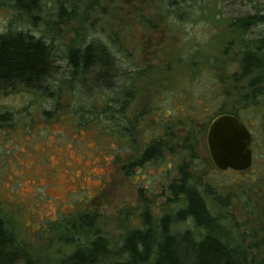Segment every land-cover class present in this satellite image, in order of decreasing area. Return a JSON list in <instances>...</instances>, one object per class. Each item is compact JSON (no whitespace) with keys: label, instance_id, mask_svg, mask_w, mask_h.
Wrapping results in <instances>:
<instances>
[{"label":"rangeland","instance_id":"374dc122","mask_svg":"<svg viewBox=\"0 0 264 264\" xmlns=\"http://www.w3.org/2000/svg\"><path fill=\"white\" fill-rule=\"evenodd\" d=\"M45 1L53 38L65 45L74 37L78 24L67 19L71 15L65 20L56 17L53 7L59 0ZM70 1L83 19L80 24L89 29L88 34L113 47L116 45L114 51L123 57L125 71L131 72L136 67L145 71L146 77L139 79V83L142 90L150 92L172 85L178 90L183 88L189 69L181 61L182 56L192 57L197 49V59L202 56L222 60V49L237 36L230 25L232 19L254 12L264 15V0L185 3L177 0L167 11L164 10L167 0ZM175 11L181 14V19ZM12 15L5 1L0 0V33L13 20ZM34 33L38 35L40 30ZM231 52H237L235 44ZM57 64L59 71L54 79L60 80L66 66L64 61ZM247 84L248 78L234 89L222 88L218 97L213 93L209 99L211 110L204 119L208 122L212 112L214 116L223 105L226 112L239 110L244 120L256 121L252 128L253 144H258L256 151L252 147L256 162L244 173L214 170L206 146V131L197 143L196 154L198 165L208 173L204 182L214 186L211 197L220 206L226 205L227 215L239 224L236 233L244 236L246 246L256 235L258 250L252 252L264 264L261 242L264 240V149L259 147L264 144V118L243 109V97L249 94ZM192 85L191 92L199 98L211 87L206 76ZM77 98L73 89L64 87L53 94L28 91L20 86L0 92V114L7 113L10 117L0 127V216L40 264H46L50 258H61L74 249L64 241L70 236L69 231H64L62 226L56 233L48 227L62 223L61 220L80 210L97 212L96 226L109 238L118 240L129 225L134 228L140 225L139 215L144 207H150L154 218L177 208L167 201L161 174L127 178L116 170L114 157L118 153L124 158L125 151L129 152L131 136L120 133L122 137L118 141L112 137L117 135L116 131H99L105 127L102 120L109 97L98 94L85 105ZM96 117H100L99 125ZM159 121L164 122V117L156 116L158 127ZM79 122L85 125H77ZM178 133L183 137L186 131L179 129ZM144 188L147 190L140 197L139 191ZM179 227L185 228L186 224Z\"/></svg>","mask_w":264,"mask_h":264},{"label":"trees","instance_id":"16d2710c","mask_svg":"<svg viewBox=\"0 0 264 264\" xmlns=\"http://www.w3.org/2000/svg\"><path fill=\"white\" fill-rule=\"evenodd\" d=\"M4 1L13 14V20L0 33V92L20 86L28 91L53 94L64 87L73 89L83 105L95 100L98 94L108 96L102 120L105 127L99 131H116L117 135H111L118 141L121 134L131 136L129 152L125 151L124 158L118 153L114 157L116 170L127 178L161 174L167 201L177 206L158 218L152 216L150 207H144L139 215L140 225L136 228L129 225L118 240L99 230L96 226L97 212L80 210L61 220L62 223L59 221L54 227L53 224L48 227L56 233L62 226L64 231H69L71 234L64 241L74 249L61 258L47 259L46 264H260L252 252L253 249L258 250L256 235L246 246L244 236L236 233L239 224L227 215L226 205L220 206L211 197L214 186L204 182L208 173L198 165L196 147L209 123L204 119L211 110L209 99L213 93L220 96L227 82H234L235 88L241 78L253 74L250 82L253 86L243 97V109L254 115L264 109V15L254 12L243 16L247 25L240 27H248L246 32L255 26L262 27L263 35L253 40L252 47L251 41L247 42L239 60L232 57L211 59L200 55L197 59L198 50L195 49L192 57L186 54L181 58L189 69L183 88L178 90L172 85L165 90L158 88L150 92L142 90L139 83V79L146 77L145 71L139 67L131 72L125 71L123 57L114 51L116 45L113 47L88 34L89 29L80 24L83 19L74 2L59 0L53 7L57 18L65 20L67 15H71L67 19L78 24L74 37L61 45L53 38V25L46 15L47 1ZM167 3L166 11L175 6L173 4L177 0H167ZM175 13L179 19L182 18L178 11ZM254 19L258 21L254 22ZM39 30L40 34L36 35L34 31ZM59 61L65 62L66 72L63 79L56 80ZM234 62L241 65L240 72L231 70L230 65ZM253 66L256 71H253ZM201 76H206L211 87L199 98L191 89ZM168 93L172 96L168 97ZM223 107H218L216 115L223 114ZM230 114L243 121L244 116L239 110H231ZM160 115L164 122L159 121L158 127L156 116ZM99 118L95 120L98 125ZM9 119V114H0V127ZM77 125L85 124L79 122ZM179 129L186 131L183 137H180ZM252 137L254 140L253 134ZM254 144L252 147L256 151L258 144ZM260 145L263 151L264 144ZM212 168L216 170L213 165ZM146 190L139 191L140 197ZM182 224L186 227H179ZM261 242L264 244V240ZM0 264H40L29 247L18 241L1 216Z\"/></svg>","mask_w":264,"mask_h":264},{"label":"water","instance_id":"95a60500","mask_svg":"<svg viewBox=\"0 0 264 264\" xmlns=\"http://www.w3.org/2000/svg\"><path fill=\"white\" fill-rule=\"evenodd\" d=\"M251 135L232 115L213 119L206 134V144L213 167L219 172H243L252 165Z\"/></svg>","mask_w":264,"mask_h":264},{"label":"flooded vegetation","instance_id":"af4514ba","mask_svg":"<svg viewBox=\"0 0 264 264\" xmlns=\"http://www.w3.org/2000/svg\"><path fill=\"white\" fill-rule=\"evenodd\" d=\"M251 15H253L254 13H250ZM246 15V14H245ZM244 15H242V16H239V17H235V18H233L232 19V22L230 23V25H232L231 27L234 29V31H235V33L237 34V36L236 37H234L233 38V40L232 41H230V42H228L225 46H224V48L222 49V53L220 54V55H222L221 56V58H225V57H232V58H235V61H237V60H239L240 58H241V51H242V49L244 48V46H247V42H249V41H251V47L253 46V40H257L258 39V37H260V36H262L263 35V33L261 32V29H262V27H257V26H255V27H253L252 29H250L248 32H246V28H248V27H246L245 29H244V26L243 27H240V25H247V20H246V23H244V20L245 19H242V18H244L243 17ZM254 22H257L258 21V19H254L253 20ZM249 24H253L252 22H249ZM248 24V25H249ZM257 43V42H256ZM233 44H235V47H237V52H234V53H232L231 52V46L233 45ZM252 51L254 52L255 51V49L254 48H252ZM215 58V57H214ZM215 59H217V58H215ZM235 64V65H234ZM234 64H231L230 66H232L231 68V70H234V71H237V72H240L241 71V65L240 64H238L237 65V63H235L234 62ZM228 65V64H227ZM229 66V67H230ZM252 69H253V71H256L257 70V68L256 67H252ZM252 76H253V74H252ZM252 76H250V77H248V84L246 85V87H251V86H253L250 82H251V79H252ZM254 77V76H253ZM247 79V77H243V78H241V80L238 82V83H240V82H242V81H244V80H246ZM234 82H227L226 84H224V87H227V88H230V89H232V88H234L233 87V84ZM237 83V84H238ZM236 86L237 85H235V88H236ZM223 110V114H219V115H214L213 116V112H212V118L209 120V123L207 124V127L205 128V131H206V134H207V130H208V127H209V125H210V123H211V121L213 120V119H215L217 116H220V115H232V114H230V111L231 110H229L228 112H226V111H224V109H222ZM232 116H234V115H232ZM257 118L259 117V119L260 118H264V109H262L261 111H260V113L259 114H257V115H255ZM234 117H236V116H234ZM237 118V117H236ZM238 119V118H237ZM249 119H251V118H249ZM239 120V119H238ZM240 121V120H239ZM241 123H243V125L247 128V130L249 131V133H250V135H251V143H250V150H251V153H252V163H253V149H252V144H253V137H252V128H253V126L256 124V121H253L252 123H251V121H248L247 119L246 120H244L243 119V121H240ZM205 131H204V133H205ZM205 139H206V135H205ZM206 146H207V144H206ZM208 150V149H207ZM211 161V160H210ZM251 167H252V165H251ZM250 167V168H251ZM249 168V169H250ZM248 169V170H249ZM248 170H246V171H248ZM227 171H232V170H227ZM226 172V171H225ZM234 172V171H233ZM243 172H245V171H243ZM240 173H242V172H240Z\"/></svg>","mask_w":264,"mask_h":264}]
</instances>
